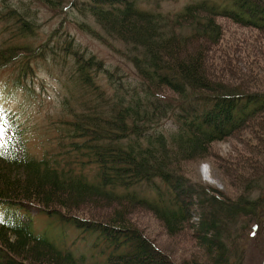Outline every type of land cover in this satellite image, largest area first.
<instances>
[{"label":"trees","instance_id":"trees-1","mask_svg":"<svg viewBox=\"0 0 264 264\" xmlns=\"http://www.w3.org/2000/svg\"><path fill=\"white\" fill-rule=\"evenodd\" d=\"M55 1L88 10L100 25L96 38L120 42L133 75L85 47L81 51L63 35L72 45L67 54L83 91L73 97L76 104L67 102L63 111L57 110L52 148L30 153L25 127L0 145V264H87L66 243L37 232L26 213L32 210L98 231L105 257L101 264L194 262L185 257L177 262L154 244L131 219L133 205L153 210L171 236L191 230L203 250L195 257L197 264L204 259L208 264H248L245 254L252 245H260L264 256V176L247 178L234 198L220 197L190 181L181 167L211 156L216 141L264 119V81L251 76L243 85L218 81L206 64L208 52L222 40L218 18L264 32V0H194L176 12L153 11L142 4L145 0L42 3L56 6ZM20 4L13 18L8 13L12 27L20 37L33 35L35 14ZM40 51L33 43L0 45V70L22 63L17 80L26 89L34 76L31 60ZM50 55L43 53L46 59ZM165 88L175 99L158 95ZM11 123L19 128L22 121ZM192 195L198 208L194 213L187 201ZM89 206L94 208L90 216L76 215ZM100 207L104 212H97Z\"/></svg>","mask_w":264,"mask_h":264},{"label":"rangeland","instance_id":"rangeland-1","mask_svg":"<svg viewBox=\"0 0 264 264\" xmlns=\"http://www.w3.org/2000/svg\"><path fill=\"white\" fill-rule=\"evenodd\" d=\"M23 1L24 3L22 0H0V45L17 44L19 30L12 27L14 20L9 19L8 13H14L13 18L20 3L29 7L36 17L37 32L33 37L26 38L28 42L39 44L49 35L55 34L53 42L38 47L39 50L42 48L40 55L32 58L36 77L34 83L29 84L26 89L19 84L16 85L14 76H10L7 82H4L8 75L7 69L0 73V128L4 133H9L12 131L10 122L13 116L16 120L22 121L20 128L25 127L29 134V149L40 154L44 147L52 148L51 142L55 137V125L58 121L57 110L63 111L67 102L71 105L76 104L77 99L74 101L73 97L83 91L75 81L73 59L67 54L70 51L67 47L72 45H69L68 37L63 36L65 31L71 33L74 45L81 47V51L85 47L111 67L119 65L120 70L124 72L126 70V76L132 77L133 68L129 59H126L129 55L125 53L126 49H123L120 42L107 40L106 43H102L96 38L100 25L88 10H74L64 6L67 1L61 4L55 1L56 6L43 4L42 0ZM191 1L194 0H145L142 4L145 2L156 12H176L183 10ZM218 21L223 28L222 40L208 52L206 62L212 73L216 74L218 81L224 79L228 83L243 85L247 83V76L260 78L263 82L264 32L235 23L231 19L218 18ZM187 31L185 30L186 33ZM44 52L51 53L48 59L43 56ZM250 86L244 87L250 89ZM158 95L169 99L176 97L168 88L159 91ZM252 122L248 125L246 123V127L239 132L216 141L212 146L211 156L183 163L181 167L190 181L208 187L212 193L220 197L234 198L247 183V178L253 180L264 176V134L262 135L264 119L257 118ZM261 123L263 125H260ZM1 136L0 134V139ZM195 187L200 189L198 186ZM192 198V200L188 198L187 201L190 211L194 213L198 208L194 200L195 195H192ZM92 209L94 208L90 206L82 208L76 215L90 216ZM131 209V219L154 244L171 254L177 262L176 258L181 257L184 260L185 257L189 261H194L192 264H197L195 257L202 255L203 250L202 246L195 244L191 230L171 236L153 210L143 205H133ZM96 210L98 213L104 212L103 207ZM26 213L34 216L37 231L45 233L61 245L66 243V246L76 253L84 255L87 264H101L102 259H105L101 255L104 249L99 240L103 237L98 231L77 228L71 223L61 221L57 216ZM192 220L198 226L197 217H193ZM256 242L261 243L259 239ZM249 248L251 250H246L245 261L248 264H264L262 247L252 245ZM206 262L204 259L198 264H208Z\"/></svg>","mask_w":264,"mask_h":264},{"label":"snow or ice","instance_id":"snow-or-ice-1","mask_svg":"<svg viewBox=\"0 0 264 264\" xmlns=\"http://www.w3.org/2000/svg\"><path fill=\"white\" fill-rule=\"evenodd\" d=\"M0 131H2V128H0Z\"/></svg>","mask_w":264,"mask_h":264}]
</instances>
